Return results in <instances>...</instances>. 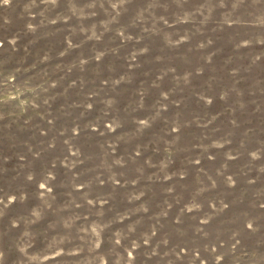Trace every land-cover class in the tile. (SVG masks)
<instances>
[{"label": "rangeland", "instance_id": "374dc122", "mask_svg": "<svg viewBox=\"0 0 264 264\" xmlns=\"http://www.w3.org/2000/svg\"><path fill=\"white\" fill-rule=\"evenodd\" d=\"M0 264H264V0H0Z\"/></svg>", "mask_w": 264, "mask_h": 264}, {"label": "trees", "instance_id": "16d2710c", "mask_svg": "<svg viewBox=\"0 0 264 264\" xmlns=\"http://www.w3.org/2000/svg\"><path fill=\"white\" fill-rule=\"evenodd\" d=\"M108 57H111V58H113L114 57V55L112 54L111 56H108ZM107 62H103V61H98L96 64H94V66H89L90 68L85 72L86 73V76L89 78V79H91V80H93L94 82H96V84L99 82V80L103 77V76H106V75H108V74H110L111 73V71H112V68H110V66L108 65V63L106 64ZM105 64H106V66H105ZM99 66H102V71H101V69H100V67ZM146 68H148V66H146V64L144 63V65L142 66V67H140V68H138L137 70H136V72H138V71H145L146 70ZM123 86H127V88L129 89V90H131V89H133V82H130V83H128V84H122V87ZM194 100L196 101V99L194 98ZM127 101V99L125 98L123 101H122V104H125V102ZM148 102H150L149 100H148ZM187 106L185 105V107H183V105L182 106H180V107H177V110H178V112H180L179 113V116L184 112V110H185V108H186ZM184 108V109H183ZM189 116L188 117H183V119L184 120H190L191 118H192V112H191V109H189ZM178 116V117H179ZM129 117V116H128ZM259 122H261V120L259 121ZM89 147L86 145H84V146H82V151L84 152V153H86V154H88V152H91V151H89L90 149H88ZM93 156V155H92ZM89 157V156H88ZM87 157V158H88ZM98 161V160H97ZM88 162V161H87ZM88 163H90V162H88ZM137 164V161H132V163H130V165H132L133 167H135V165ZM89 164H87V166H88ZM82 167V166H81ZM84 167V166H83Z\"/></svg>", "mask_w": 264, "mask_h": 264}]
</instances>
